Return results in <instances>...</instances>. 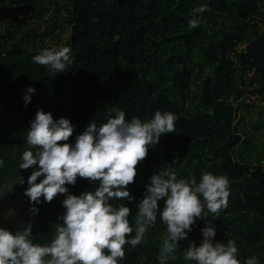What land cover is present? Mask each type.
Wrapping results in <instances>:
<instances>
[{"label": "trees", "instance_id": "trees-1", "mask_svg": "<svg viewBox=\"0 0 264 264\" xmlns=\"http://www.w3.org/2000/svg\"><path fill=\"white\" fill-rule=\"evenodd\" d=\"M201 6L207 10L194 16ZM14 7L23 15L12 14ZM194 18L200 26L189 29ZM67 29L63 44L60 36ZM65 44L73 63L64 72L33 62L42 49ZM205 74L192 99V79ZM29 87L35 92L28 94ZM25 94L31 96L27 106ZM256 102L264 104V0H0V227L15 234L31 222L33 242L43 245L62 223L64 195L51 203L41 197L33 205L24 194L28 177L39 167L19 169L38 109L69 119L73 144L90 121L106 123L112 107L128 120L142 121L160 110L176 115V131L149 147L128 189L133 201L113 203L132 210L134 228L136 205L150 177L174 159L178 178L195 175L199 182L204 171L226 175L228 207L219 216L198 219L168 264H186L184 252L190 242L199 246L207 223L216 228L214 242L236 241L241 264L252 256L264 264V163L235 156L238 147L246 148L239 112ZM97 186L83 178L66 185L77 196ZM158 204L157 223L146 242L127 246L120 264H158L166 232L160 218L165 202ZM33 207L39 209L36 215Z\"/></svg>", "mask_w": 264, "mask_h": 264}, {"label": "clouds", "instance_id": "clouds-1", "mask_svg": "<svg viewBox=\"0 0 264 264\" xmlns=\"http://www.w3.org/2000/svg\"><path fill=\"white\" fill-rule=\"evenodd\" d=\"M206 6L193 10V15L206 11ZM200 26V20H189V29ZM33 62L50 71L62 73L73 63L69 47L42 49ZM29 87L27 93H34ZM25 94V106L31 96ZM106 123L99 126L90 121L86 130L69 143L74 126L69 119H54L51 112L38 109L27 131L25 150L19 169L38 165L28 177L25 196L33 205L51 203L64 195L55 234L46 244L32 239V224L12 232L0 227V264H120L126 258V247L135 249L146 242L149 229L157 223L158 202H165L160 212L166 226L158 264H168L175 258L178 242L186 240L198 219L208 213L219 216L228 207L230 181L226 175L204 171L199 182L195 175L178 178L172 165L178 159L150 177L143 198L136 205L135 227L130 223L132 210L124 203L133 201L128 190L135 183L138 165L147 158L149 147L155 146L162 134L175 132L177 117L172 112L157 110L154 117L142 121L126 114L118 106L107 110ZM4 161L0 159V166ZM43 177L37 183L38 178ZM78 178L97 185L94 191L73 195L66 185L74 186ZM22 185L23 179L19 180ZM205 208L207 211H205ZM39 209L33 207L32 214ZM134 232V235H133ZM199 246L190 242L184 252L186 264H241L236 241L214 242L216 228L207 223L201 229ZM245 264H259L252 256Z\"/></svg>", "mask_w": 264, "mask_h": 264}, {"label": "rangeland", "instance_id": "rangeland-1", "mask_svg": "<svg viewBox=\"0 0 264 264\" xmlns=\"http://www.w3.org/2000/svg\"><path fill=\"white\" fill-rule=\"evenodd\" d=\"M13 6H15V4ZM11 13L18 14L19 16L23 15V12L17 9V7H14ZM62 23H65V21H62ZM67 35H69L68 29L63 35L60 36L63 44ZM64 47H67V44H65ZM196 71L199 72L197 67L195 72ZM205 76L206 74L203 77L200 76L196 79H192L191 87L188 91V94L190 97H192V99L194 98L195 94H199V85L205 80ZM239 114L240 119L238 127L239 130L244 131L243 142L246 143V148L244 150L243 147L240 146L235 150L236 159L250 164L259 163L261 161L264 163V104L256 102L253 105H245L243 106L242 110H240Z\"/></svg>", "mask_w": 264, "mask_h": 264}]
</instances>
